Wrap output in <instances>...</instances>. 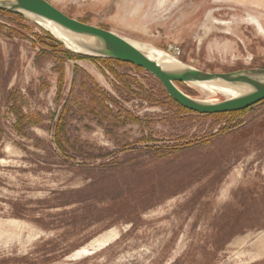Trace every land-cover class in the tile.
Returning a JSON list of instances; mask_svg holds the SVG:
<instances>
[{
	"label": "rangeland",
	"instance_id": "rangeland-1",
	"mask_svg": "<svg viewBox=\"0 0 264 264\" xmlns=\"http://www.w3.org/2000/svg\"><path fill=\"white\" fill-rule=\"evenodd\" d=\"M48 1L144 47L178 46L179 62L205 71L264 67V0ZM0 51V264H264V101L179 114L150 73L64 59L17 16L0 14ZM98 179L160 202L113 223L105 200L72 192Z\"/></svg>",
	"mask_w": 264,
	"mask_h": 264
},
{
	"label": "water",
	"instance_id": "water-1",
	"mask_svg": "<svg viewBox=\"0 0 264 264\" xmlns=\"http://www.w3.org/2000/svg\"><path fill=\"white\" fill-rule=\"evenodd\" d=\"M0 10L36 23L74 54L116 60L142 68L161 81L173 100L193 112H238L264 101V67L209 72L180 59V64L166 67L152 58L142 45L143 48L111 30L71 17L48 0H0ZM49 22L55 24L64 35L46 26ZM179 83H210L236 89L240 93L224 99H202L183 91Z\"/></svg>",
	"mask_w": 264,
	"mask_h": 264
},
{
	"label": "trees",
	"instance_id": "trees-1",
	"mask_svg": "<svg viewBox=\"0 0 264 264\" xmlns=\"http://www.w3.org/2000/svg\"><path fill=\"white\" fill-rule=\"evenodd\" d=\"M0 14L2 16H17L21 19H23L21 16L17 15V14H13L7 11H3L0 10ZM47 37L50 40V43L54 44L56 46V48H59L61 53L64 55V59H68V58H75V57H80V58H90V59H97V58H93V57H87V56H81V55H77L74 54L70 51H68L67 49L64 48V46L57 40L55 39L51 34L47 33ZM1 53V51H0ZM2 61V54L0 57V75H2L4 73L3 71V66L1 64ZM116 61V60H115ZM117 63H122L120 61H116ZM133 67L142 70V68H139L137 66ZM64 68V67H63ZM164 93L166 94L167 98L170 99V101L173 103L174 107L177 109L179 114H186V113H194L191 110H188L186 108H184L183 106H181L180 104H178L175 100H173L166 91H164ZM6 95H8L11 99H16V94L15 91H6L5 92ZM249 109V108H248ZM245 110H243L242 112H244ZM241 112V111H239ZM238 112H231V113H221V114H236ZM18 117H19V122L18 125L24 122L25 117L23 116V114L21 113H17ZM134 121L139 122V119L134 118ZM28 123H33V122H28ZM65 128H66V120L64 115H62L60 117V120L58 121V128H57V132L55 134L54 137V142L55 144L61 148L64 149V146L69 142V138L67 137V135L65 134ZM190 144L188 146L185 147H189ZM191 147V146H190ZM181 148L178 149V151H180ZM117 164V161H113V162H109L107 164H104L102 167H112L115 166ZM103 174V173H101ZM130 185L129 184H121V185H107L106 183L103 184L101 179H98V181L86 186L83 189H79L76 191H72V192H76V193H83V192H88L89 194H87V196L89 198H93L95 200H100V201H106V208L109 209L111 211L112 215H115V218L112 220L113 223L117 222V221H123V222H134L137 223V221L140 220V216L141 214L145 211L148 210L150 208H152L153 206L157 205L160 201H155V202H151L148 199H146L145 195L146 192H140L141 194L139 195V197H132V192L130 193L128 192V188ZM91 193V194H90ZM64 195L68 194L67 192H63ZM50 200V199H49ZM68 202H62V205L67 204ZM16 215L22 216V212L17 211ZM67 253H63L60 254L59 256H57V258H61L62 256H64Z\"/></svg>",
	"mask_w": 264,
	"mask_h": 264
},
{
	"label": "bare ground",
	"instance_id": "bare-ground-1",
	"mask_svg": "<svg viewBox=\"0 0 264 264\" xmlns=\"http://www.w3.org/2000/svg\"><path fill=\"white\" fill-rule=\"evenodd\" d=\"M46 26L56 31L58 34L62 36L64 35L55 24L49 22L46 24ZM134 44L141 48L144 47V44H142L143 47L141 46V44H138L136 42H134ZM144 49L152 58L158 60V62L162 64L163 66L168 67V66H175L177 64H180L177 58L173 57L172 55L168 54L167 52L161 49H158L156 47H147V48L144 47ZM194 85L197 86V88L206 95V98H203V99H218L220 95H223L225 97H231V96L238 95L240 93L239 90L222 87V86L210 84V83H198ZM107 240L108 239L101 240L100 243L103 244ZM78 252H90V250L89 248H82Z\"/></svg>",
	"mask_w": 264,
	"mask_h": 264
},
{
	"label": "built area",
	"instance_id": "built-area-1",
	"mask_svg": "<svg viewBox=\"0 0 264 264\" xmlns=\"http://www.w3.org/2000/svg\"><path fill=\"white\" fill-rule=\"evenodd\" d=\"M168 50L175 56H179L181 54V49L178 46L171 45Z\"/></svg>",
	"mask_w": 264,
	"mask_h": 264
}]
</instances>
